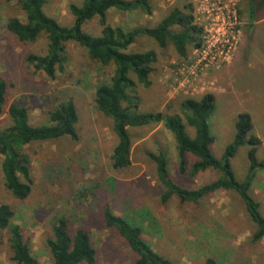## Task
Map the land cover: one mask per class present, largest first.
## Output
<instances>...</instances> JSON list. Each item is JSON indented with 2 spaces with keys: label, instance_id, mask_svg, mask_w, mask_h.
<instances>
[{
  "label": "rangeland",
  "instance_id": "374dc122",
  "mask_svg": "<svg viewBox=\"0 0 264 264\" xmlns=\"http://www.w3.org/2000/svg\"><path fill=\"white\" fill-rule=\"evenodd\" d=\"M216 1L201 7V0H149L151 15L139 10H114L108 13L107 20L113 27L152 28L173 9L185 11L184 6L191 4L195 24L204 28L226 18L227 12L229 16L235 12L237 43L228 62L205 71L184 87H179L176 74V67L184 60L170 44L160 48L152 39L139 36L127 51L156 54L150 87L137 86L141 112L181 115V100H199L211 93L215 97V110L209 119L214 156L220 158L232 141L236 116L244 112L251 118V133L260 139L256 157L264 160V0H254L252 4L250 0ZM81 2L45 0L44 11L60 25L70 26L73 17L69 5ZM12 17L23 19L18 6L0 0V76L7 86L0 130L11 125L7 110L13 103L28 110L30 123L34 125L46 123L44 112L67 99L74 102L78 113V140L64 137L24 147L32 180L31 192L25 200L15 199L5 188L0 170V204L10 206L14 224L22 228L24 240L40 264H51L46 240L52 238L51 221L56 216H64L73 229H86L96 251L95 264H133L135 255L104 225L105 206L116 216L142 224L144 240L173 263L201 264L205 255H214L211 251L219 247L220 264H264V239L252 243L254 224L234 192H216L196 205L181 203L175 197L161 202L162 188L147 152L165 153L171 180L184 188H197L219 175L214 170L192 178L180 174L175 142L161 124L128 129L132 142L130 165L113 170L110 156L117 139L111 121L97 110L94 102L96 86L109 82L113 67L101 66L84 49L69 42L65 44L67 61L63 70L50 80L26 62L29 54L45 53V35L33 43L19 42L5 27ZM92 25L95 27L96 22ZM91 29L97 32L87 25L86 30ZM187 131L193 137L192 128L187 127ZM246 154L247 147H241L231 160L239 181L248 167ZM185 158L188 171L194 159L189 155ZM1 161L2 156L0 165ZM249 193L260 204L264 216V171H257ZM0 264H14L5 242L0 245Z\"/></svg>",
  "mask_w": 264,
  "mask_h": 264
},
{
  "label": "trees",
  "instance_id": "16d2710c",
  "mask_svg": "<svg viewBox=\"0 0 264 264\" xmlns=\"http://www.w3.org/2000/svg\"><path fill=\"white\" fill-rule=\"evenodd\" d=\"M15 3L23 19L12 17L6 22V30L19 42L33 43L45 35L47 45L43 55L29 54L26 62L34 71L43 73L54 80L56 73L66 63L65 44L73 42L85 50L88 57L103 67L112 66L109 82H100L95 89L94 102L97 110L111 121V130L117 139L110 160L113 170H122L130 165V128H141L161 124L171 133L178 155V171L195 177L200 172L214 170L216 179L194 189L174 183L169 176V161L165 153L147 152L155 164L157 181L161 185L160 200L166 203L172 197L181 203L198 204L209 195L221 191H232L242 201L245 211L255 230L252 243L264 239V216L260 204L250 195V188L258 170L264 171V160H258L256 153L260 139L251 133L252 122L249 114L239 113L234 122V136L227 144L220 158L214 156L211 145L214 139L210 133L209 119L215 110V97L204 94L199 100L187 98L179 103L180 114L163 112H141L137 86L151 85L152 65L156 61L153 51H127L139 36L152 39L160 48L170 44L177 56L187 60L189 49L201 46V27L194 22L191 4L185 11L177 8L170 11L155 27L125 29L111 26L107 15L111 11L130 12L139 10L151 15L149 0H82L80 5H69L73 17L70 26H62L44 11L45 0H4ZM254 0H250L252 4ZM254 8H251V13ZM96 22L95 27L92 25ZM87 25L97 29L86 30ZM177 28L178 30H174ZM7 86L0 76V116L4 113ZM45 122L32 124L28 110L17 103L8 107L7 115L11 125L0 130L1 177L5 188L18 200H25L31 192L29 158L24 147L33 142L55 141L60 138L78 140L76 125L78 113L71 99L60 102L46 112ZM187 127L192 128L193 137ZM247 147L248 167L242 181L236 179L231 160L239 148ZM194 162L186 171V156ZM15 215L7 204H0V245L5 242L14 264H40L32 255L24 240L22 228L14 224ZM103 221L106 228L115 232L135 255L133 264H176L157 253L143 238V226L128 217L116 216L105 206ZM52 238L46 240L51 264H95L96 251L89 233L84 228L73 229L64 216L51 221ZM214 247V246H213ZM205 255L201 264H220L221 249ZM220 250V251H219Z\"/></svg>",
  "mask_w": 264,
  "mask_h": 264
},
{
  "label": "built area",
  "instance_id": "2783aa9c",
  "mask_svg": "<svg viewBox=\"0 0 264 264\" xmlns=\"http://www.w3.org/2000/svg\"><path fill=\"white\" fill-rule=\"evenodd\" d=\"M217 2L216 0H201V7L208 2ZM227 12L226 18L216 20L207 27H202L201 46L192 49L187 60L178 64L176 74L179 81V87H184L193 83L200 74L209 69H217L223 63L228 62L233 54L237 43V18L232 11L230 16Z\"/></svg>",
  "mask_w": 264,
  "mask_h": 264
}]
</instances>
